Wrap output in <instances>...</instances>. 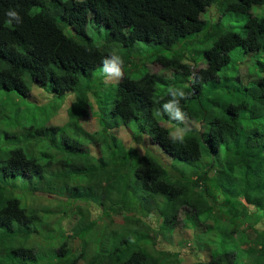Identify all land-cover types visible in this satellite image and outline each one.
I'll use <instances>...</instances> for the list:
<instances>
[{
  "label": "trees",
  "instance_id": "1",
  "mask_svg": "<svg viewBox=\"0 0 264 264\" xmlns=\"http://www.w3.org/2000/svg\"><path fill=\"white\" fill-rule=\"evenodd\" d=\"M212 1L0 0V264H264V0Z\"/></svg>",
  "mask_w": 264,
  "mask_h": 264
},
{
  "label": "rangeland",
  "instance_id": "2",
  "mask_svg": "<svg viewBox=\"0 0 264 264\" xmlns=\"http://www.w3.org/2000/svg\"><path fill=\"white\" fill-rule=\"evenodd\" d=\"M237 20H238V17H237ZM242 21L239 22V24H241ZM166 55H170V53H166ZM40 94L41 93H38L36 96H31L33 98H36V101L37 102H42L44 101V99H38L40 98ZM68 94H72V93H68ZM4 96V95H3ZM16 101H19V99H15ZM29 103H31L30 101H27ZM64 105V106H63ZM62 106V109L59 111V113H57L51 120L50 122L54 125H58V126H63L62 124L65 123L66 121V108L67 106H69V101L64 103ZM25 107V104H21V108L23 109ZM5 119L9 118L10 115L7 114V115H4L3 116ZM80 126H81V129L86 132V133H93L95 132L97 129H98V122L97 120L95 119L94 116H90L89 118L81 121L80 120ZM195 128L196 129H199L200 128V125L199 124H195ZM112 134L116 135L119 139H121L124 144L128 147V146H139L138 149L141 153L145 152V149H148L150 150L152 153H154V155H156L158 158L161 159V161L163 163H168L169 162V159L168 157H166V155L158 148V146H155L153 144H151L149 141H147V138L144 139L143 143L142 144H138L136 142H134L131 138V135L127 134L125 132L124 129H122L121 127H116L114 128L113 130H111ZM175 135H181L182 132L179 130V129H173L172 131ZM259 144V142L256 143V145ZM251 146V145H250ZM255 146H251V149L248 146H245L243 148V150L241 151H248L249 153H252V149H254ZM83 149H86V151L88 150L90 154H99L98 152V144L97 143H84V147ZM84 159V156L82 154V152L80 151V154L79 156L77 157L76 160H74V164L75 165H78L80 164ZM40 192H36V194H39ZM45 204V202H43ZM182 236H185L184 233H180V232H175L174 234V238L175 240H179L180 237ZM190 237V234L188 235ZM195 236L194 237H191L189 239H186L185 242H192L193 244H196L197 245V242L195 240ZM206 244H209L211 245V242H207ZM160 247H164V249H168L170 247H172V245L168 244L167 242H163L162 244H159ZM210 247V246H209ZM203 257L206 259L208 257L207 253H204L203 254ZM194 259L192 258H189L187 257L185 260H184V263L187 264V263H192ZM247 261L246 258H243V259H240L239 260V264H244L245 262Z\"/></svg>",
  "mask_w": 264,
  "mask_h": 264
},
{
  "label": "clouds",
  "instance_id": "3",
  "mask_svg": "<svg viewBox=\"0 0 264 264\" xmlns=\"http://www.w3.org/2000/svg\"><path fill=\"white\" fill-rule=\"evenodd\" d=\"M213 3H216V0H213L212 1ZM213 6L214 5H211L210 7H206L205 9L206 10H208V9H213ZM246 13H248V15L246 16V17H251V18H253V17H260V18H262V19H264V5H253ZM210 15H213L214 16V13L212 14V13H210ZM217 15V14H216ZM215 15V16H216ZM237 17H239V15L237 14ZM201 19H202V17H200ZM243 22L245 23L246 22V18L245 19H243ZM257 30H258V36H261L263 39H264V25L263 26H260V27H258L257 28ZM193 37V39H195V37L194 36H192ZM196 40V39H195ZM137 48H141L140 49V53H142V52H144L143 51V49H142V47L141 46H136ZM262 48H264V46H262ZM182 51H185L186 53H187V49H186V46H185V44H183V43H181V45L180 46H178V47H175V48H172V49H170V50H164V51H162V53H163V56L166 58V59H172V58H177V59H181L182 58ZM170 53V55H166V53ZM188 54V53H187ZM183 56H184V63L185 64H188V65H190V67H191V71H197L198 70V68H201L202 66H204L203 65V63H198V65L197 66H195V64H194V62L193 61H191L185 54H183ZM3 63L5 64V65H7V64H9V63H11L8 59H6V58H4L3 57ZM160 65L159 64H152V66H149L148 67V71L149 72H157L159 69H160ZM242 70H245V69H242ZM172 71V70H171ZM118 72L119 71H117L116 72V74H118ZM166 74H168V75H170V72L168 71ZM16 87H17V89H21L22 88V86L20 85V84H16ZM38 93H41L40 94V98H38V99H45V95H47L46 94V92L43 90V89H41V88H39L36 84H34L33 85V87L31 88V91H30V94H29V96L28 97H26L25 99L27 100V101H30V102H33L36 98H33V97H31V96H36ZM67 93V92H66ZM73 95L74 94H68V96L70 97V102H69V105L71 104V100L73 99ZM96 110V109H95ZM65 112H66V110H65ZM59 113V112H58ZM67 116V115H66ZM90 116H93V115H90ZM95 117V119H96V116H94ZM81 121H83V120H81ZM50 122V121H49ZM51 123V122H50ZM191 124V123H190ZM191 126H192V124H191ZM243 148H244V146L243 147H241L240 149L241 150H243ZM233 154V151L231 152V153H229L228 155H226V157L223 159V160H225V159H227L229 156H231ZM234 158H235V154H234ZM235 160H236V158H235ZM74 165L75 167H82V165L81 164H78V165H75L74 164V160H71V165ZM67 166H69V164H67ZM65 167L64 169L65 170H69V167ZM226 168V167H225ZM175 232H180V233H184L185 234V236H182V237H180L179 238V240L180 239H189V238H191V237H193V231L192 230H183V231H179V228H175V230L172 232V233H167V234H164L163 235V238H164V240H165V242H169L170 240H172V239H174V234H175ZM190 234V237L188 236ZM179 240H175L176 242L177 241H179ZM163 243V241L161 240V238H160V236L158 237V242H157V245L159 246V244H162ZM189 243H191V242H189ZM189 243H187V244H189ZM76 245H77V242L75 241L74 242V247L76 248ZM172 246H174V245H172ZM160 247V246H159ZM186 248V247H185ZM185 248H184V250L181 252V254H182V263L183 264H185L184 263V260L187 258V257H189V258H193V257H191V256H186V257H184L183 258V254H184V251H185ZM45 249H46V247H45ZM160 249L161 250H166V249H164V247H160ZM194 259V258H193ZM195 260V259H194ZM194 260L192 261V263L194 262ZM187 264H190V263H187Z\"/></svg>",
  "mask_w": 264,
  "mask_h": 264
}]
</instances>
